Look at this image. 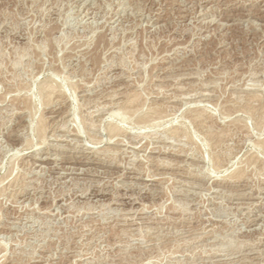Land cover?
<instances>
[{"label":"rangeland","instance_id":"obj_1","mask_svg":"<svg viewBox=\"0 0 264 264\" xmlns=\"http://www.w3.org/2000/svg\"><path fill=\"white\" fill-rule=\"evenodd\" d=\"M263 140L264 0H0V264H264Z\"/></svg>","mask_w":264,"mask_h":264},{"label":"bare ground","instance_id":"obj_2","mask_svg":"<svg viewBox=\"0 0 264 264\" xmlns=\"http://www.w3.org/2000/svg\"><path fill=\"white\" fill-rule=\"evenodd\" d=\"M86 14V13H85ZM95 16V15H94ZM97 16V15H96ZM173 67V66H172ZM168 69V68H167ZM118 74V73H117ZM122 74V73H121ZM188 74V73H187ZM190 74V73H189ZM191 76V75H190ZM162 81V80H161ZM45 84V83H44ZM48 85V84H47ZM100 85V84H99ZM135 85V84H134ZM43 86V85H42ZM41 86V89L43 88ZM131 86V85H130ZM47 86H45L44 88H46ZM59 87V86H58ZM60 88V87H59ZM47 89V90H46ZM45 90L46 91H44V93H45V99H46V103H49L50 104V102L52 101V102H54L53 104H54V106L55 107H57V106H61L60 104V99H61V97H62V95L60 94V92L59 91H57L56 92V90H55V87H54V90L55 91H53V87H52V85L51 86H49L48 85V87L46 88ZM101 91V90H100ZM182 91V90H181ZM128 93V92H127ZM131 93V92H130ZM135 93V92H134ZM202 93V92H201ZM204 93V92H203ZM119 95V94H118ZM128 96H122V98L120 99V100H118L115 104L118 106L117 108H118V110L116 111V112H113V113H111V115H110V117L112 118H120V121H123V120H125V119H127V118H130V117H134V118H137L136 120L139 122V124H142L144 127L145 126H154V125H157L156 123L157 122H152V123H150L149 122V118L148 117H150V115L148 116V115H144V114H141L142 112H141V110H140V108H138L139 107V103H138V101H135V102H137V104H139V105H137V104H134L135 102H134V99L135 98H137V96L138 95H129V94H127ZM156 95V94H155ZM188 95V94H187ZM242 95V94H241ZM246 95V94H245ZM117 96V95H116ZM136 96V97H135ZM200 96H205V94H201ZM249 97H252V96H254L255 97V94H249L248 95ZM139 97V96H138ZM239 97V96H238ZM254 97H253V99H254ZM140 98V97H139ZM189 98V97H188ZM256 98H258V97H256ZM112 99V98H111ZM233 99V98H232ZM238 99V98H237ZM106 100V99H105ZM104 100V101H105ZM136 100V99H135ZM142 102V101H141ZM45 103V104H46ZM107 103V102H106ZM110 103V102H109ZM114 104V103H113ZM150 104V103H149ZM75 105H76V103H75ZM78 105V104H77ZM101 105V104H100ZM142 105V104H141ZM227 105V104H226ZM80 106V105H79ZM105 106V105H104ZM150 106V105H149ZM152 106H154V105H152ZM156 106V108H157V105H155ZM144 107V106H143ZM159 107V106H158ZM227 107H228V105H227ZM76 108H78L77 106H76ZM96 108V107H95ZM112 108V107H111ZM146 108V107H145ZM150 108V107H149ZM24 109V108H23ZM56 109H61V108H56ZM97 109V108H96ZM100 109V108H99ZM148 109V108H147ZM150 109H153V113L155 114V113H158L159 111H157V110H155L154 111V108H150ZM199 109H201V108H199ZM22 110V109H21ZM114 110V109H113ZM143 110H144V108H143ZM159 110V109H158ZM228 110V109H227ZM226 110V111H227ZM98 111V110H97ZM147 111V110H146ZM146 111L144 112V113H146ZM161 111V110H160ZM20 112H22V111H20ZM25 112H27V111H25ZM90 112V111H89ZM99 112V111H98ZM102 112V111H101ZM112 112V111H111ZM141 112V113H140ZM148 112V111H147ZM149 112H151V111H149ZM148 112V113H149ZM162 112V111H161ZM161 112H159L160 114H162L163 115V113H161ZM193 112V111H192ZM195 112V111H194ZM51 113V112H50ZM69 113V112H68ZM66 111H62L61 113H60V115H62L61 117H62V120H63V122H61V124L63 125V126H60V127H64L65 125H66V123H67V121L65 120L67 117H68V114ZM68 114V115H67ZM98 115H100V114H98ZM156 115H158L159 116V114H156ZM156 115H154V116H156ZM193 115V120L192 121H194L195 123H196V125L198 126V127H203L204 129L206 128V132H207V134L209 135V137L208 138H210V140L213 142L214 141V139L213 138H211L210 137V134L211 133H209V130H208V125H204L205 123H204V113L202 114L200 111L198 112H195L194 114H192ZM53 116V115H52ZM148 116V117H147ZM206 116H207V114H206ZM41 117V116H40ZM163 117V116H162ZM161 117V115L159 116V119L160 118H162ZM165 117V116H164ZM191 117V116H190ZM53 118V117H52ZM207 118V117H206ZM209 118V117H208ZM207 118V119H208ZM211 118V117H210ZM150 119H151V117H150ZM206 119V120H207ZM42 120V119H41ZM72 120V119H71ZM71 120H69V121H71ZM152 120H158V119H156V117H155V119H154V117L150 120V121H152ZM205 120V121H206ZM61 121V120H60ZM75 121V120H74ZM73 121V122H74ZM159 121V120H158ZM161 121V120H160ZM40 122V121H39ZM38 122V123H39ZM44 122V121H43ZM124 122V121H123ZM190 122V121H189ZM37 123V124H38ZM42 123V122H41ZM69 123H71V122H69ZM68 123V124H69ZM110 123V124H109ZM108 123V127L106 128V131H108V133H109V138H111L112 139V137L113 136H116L121 130H120V128L118 127V125L117 124H115V123H111V122H109ZM137 123V122H136ZM193 123V122H192ZM158 124H160V122L158 123ZM206 124H207V121H206ZM195 125V124H194ZM67 126V125H66ZM208 126V127H207ZM45 127V126H44ZM66 128V127H65ZM154 128V127H153ZM197 128V127H196ZM43 126H42V124H38V125H36V129L35 130H37V132H38V135H39V137H41L42 138V140H43V135H45L43 132ZM150 129V128H149ZM200 129V128H199ZM214 129V128H213ZM28 130V129H27ZM34 130V131H35ZM45 130V129H44ZM54 130V129H53ZM169 130V129H168ZM215 130V129H214ZM226 130H228V128L226 129ZM81 131V130H80ZM186 131V130H185ZM204 131V130H203ZM124 132V131H123ZM216 132V131H215ZM219 132V131H218ZM217 132V133H218ZM226 132V131H225ZM55 133V132H54ZM69 133V132H68ZM121 133V132H120ZM169 133V132H168ZM180 133H182V134H180ZM187 133V132H186ZM219 133H221V132H219ZM70 134V133H69ZM182 135V137H184V135H187V134H185V133H183L182 132V130H181V132L179 131V129H177V128H172L171 130H170V134L169 135H172V136H177V135ZM206 134V133H205ZM206 134V135H207ZM48 135V134H47ZM131 135V134H130ZM147 135V134H146ZM212 135V134H211ZM215 135V134H214ZM213 135V137L215 138V136ZM216 135H218V134H216ZM46 136V135H45ZM136 136V135H135ZM154 136V135H153ZM144 137V136H143ZM147 137V136H146ZM185 137H187V136H185ZM118 138V137H117ZM121 138V137H120ZM133 138H134V136H133ZM138 138V137H137ZM136 138V139H137ZM181 138V137H180ZM188 138V137H187ZM220 138V137H219ZM37 139H38V137H37ZM132 139V138H131ZM135 139V140H136ZM148 139V138H147ZM151 139V138H150ZM169 139V138H168ZM178 139V138H177ZM181 139H184V138H181ZM218 139V138H217ZM41 140V139H40ZM93 139H91V141H92ZM115 140V139H114ZM113 140V141H114ZM117 140V139H116ZM119 140V139H118ZM157 140V139H156ZM186 140V139H185ZM215 140H216V138H215ZM108 141H110V140H108ZM122 141V140H121ZM208 141H209V139H208ZM94 142V141H93ZM96 143H97V141H95ZM156 142V141H155ZM185 142V141H184ZM211 142V143H212ZM215 142V141H214ZM216 142H218V140H216ZM219 142H221V141H219ZM34 143V142H33ZM101 143V142H100ZM257 143H259V146H261V147H263L264 148V140L263 141H259V142H257ZM37 144H38V142H37ZM41 144H42V142H41ZM128 144V143H127ZM27 145V144H26ZM94 145V144H93ZM118 145V144H117ZM216 145V144H215ZM258 145V144H257ZM29 146V145H28ZM37 146H39V144L37 145ZM46 146V145H45ZM213 146V145H212ZM109 147V146H108ZM30 148V147H29ZM110 148V147H109ZM109 148H107V149H109ZM152 148V147H151ZM162 148V147H161ZM263 148H262V150H263ZM28 149V148H27ZM107 149L106 148H100V149H98L97 151H96V153L97 154H99V153H103V152H106L107 151ZM154 149V148H153ZM261 149V148H260ZM93 150V149H92ZM111 150H113V149H111ZM117 151V150H116ZM116 151H114V152H116ZM141 151V150H140ZM182 151V150H181ZM90 152V151H89ZM109 152V151H108ZM120 152V151H119ZM160 152H162L161 150H160ZM95 153V154H96ZM148 153V152H147ZM154 153V152H153ZM104 154H107V153H104ZM117 154V153H116ZM172 154V153H171ZM109 155V154H108ZM107 155V156H108ZM164 155V154H163ZM253 155V154H252ZM148 156V155H147ZM212 156H213V154H212ZM211 156V157H212ZM256 156V155H255ZM254 156V157H255ZM214 157V156H213ZM250 157V156H249ZM202 158V157H201ZM218 158V157H217ZM46 159V158H45ZM150 159V158H149ZM153 159V158H152ZM155 159V158H154ZM214 160H215V158H214ZM250 160V159H249ZM251 160H253V158L251 159ZM250 160V161H251ZM215 161H218V160H215ZM254 161V160H253ZM256 161V160H255ZM149 162V161H148ZM202 162V161H201ZM219 162V161H218ZM251 163V162H250ZM252 163H254V162H252ZM213 164V163H212ZM177 165V164H176ZM256 166V165H255ZM157 167V166H156ZM263 167V166H262ZM174 168V167H173ZM213 168V167H212ZM216 168V167H215ZM167 169H169V168H167ZM178 169V168H177ZM80 170V169H79ZM242 170V169H241ZM241 170H237V171H234L233 172V174L231 175V177H232V180H233V178H240V176H241V173L242 172H244V171H241ZM136 174V173H135ZM18 175V174H17ZM165 175V174H164ZM152 176V175H151ZM243 176V175H242ZM21 178V177H20ZM16 179H17V177L15 178V181H16ZM156 179V178H155ZM13 181V180H12ZM18 181V180H17ZM14 182V181H13ZM235 182V181H234ZM10 184V183H9ZM12 184V183H11ZM10 184V185H11ZM9 185V186H10ZM14 186V185H13ZM14 193V192H13ZM125 198V197H124ZM140 205V204H139ZM135 210V209H134ZM138 210V209H137ZM122 213V212H121ZM133 214V213H132ZM131 220V219H130ZM121 221V220H120ZM155 223V222H154ZM129 224V223H128ZM256 224V223H255ZM139 225V224H138ZM3 228H5V227H3ZM212 231V230H211ZM153 239V238H152ZM196 242V241H195ZM5 247V246H4ZM4 251V250H3ZM248 253V252H247ZM246 253V254H247ZM255 253V252H254ZM41 259V258H40ZM252 263V262H251Z\"/></svg>","mask_w":264,"mask_h":264}]
</instances>
